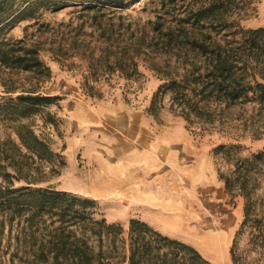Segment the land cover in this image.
<instances>
[{
    "label": "rangeland",
    "instance_id": "obj_1",
    "mask_svg": "<svg viewBox=\"0 0 264 264\" xmlns=\"http://www.w3.org/2000/svg\"><path fill=\"white\" fill-rule=\"evenodd\" d=\"M151 1L134 0L114 15L83 10L84 5L54 8L45 3L2 31L39 46L40 58L51 71L40 89L59 99L21 118L46 142L48 160L20 157L11 147V141L18 143L15 123L0 116L1 164L6 165L2 152H9L26 176L11 187L91 199L96 214L107 221L126 226L130 218H139L193 246L210 264H232L234 239L238 264H264V254L250 245L251 227L247 224L238 234L244 200L225 191L218 173H227L229 165L216 153L220 145L235 146L232 155L240 157L264 150V110L247 104L232 107L213 123L187 121L170 107L163 80L144 60L131 77L103 67L94 20L120 26V32L127 25L140 26L153 17ZM240 24L264 27V0H250ZM10 76L14 86H28L23 74ZM256 196L264 216V164ZM24 226L15 218L3 227V240L10 244L3 257L6 264L16 237L27 234Z\"/></svg>",
    "mask_w": 264,
    "mask_h": 264
},
{
    "label": "trees",
    "instance_id": "obj_2",
    "mask_svg": "<svg viewBox=\"0 0 264 264\" xmlns=\"http://www.w3.org/2000/svg\"><path fill=\"white\" fill-rule=\"evenodd\" d=\"M133 1L0 0V87L4 93L0 116L15 123L12 131L18 143L11 141V147L20 157L50 158L46 142L21 118L59 98L40 89L51 71L40 58L39 46L24 37H6L2 31L31 17L45 3L54 8L84 5L83 10H107L114 15ZM151 2L153 17L134 28L127 25L122 32L120 26L94 20L103 67L131 77L138 61L144 60L163 80L170 107L187 121L213 123L232 107L247 104L264 110V27L240 24L250 0ZM14 73L28 78V86H14L10 76ZM233 147L216 149L229 165L227 173H218V179L227 193L244 200L238 234L248 224L251 247L264 254V216L256 196L264 150L240 157L232 155ZM2 153L6 165L0 160L4 181L0 185V264H6L3 257L10 245L3 240V227L15 218L25 222L27 234L16 237L8 264H210L193 246L139 218H130L126 226L107 221L96 214L91 199L22 185L11 187L14 180L24 181L26 176H21L9 152ZM234 248L235 239L230 253L232 264H238Z\"/></svg>",
    "mask_w": 264,
    "mask_h": 264
},
{
    "label": "bare ground",
    "instance_id": "obj_3",
    "mask_svg": "<svg viewBox=\"0 0 264 264\" xmlns=\"http://www.w3.org/2000/svg\"><path fill=\"white\" fill-rule=\"evenodd\" d=\"M152 207V206H151Z\"/></svg>",
    "mask_w": 264,
    "mask_h": 264
}]
</instances>
